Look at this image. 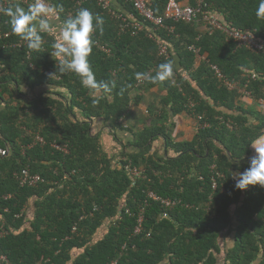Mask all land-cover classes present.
Wrapping results in <instances>:
<instances>
[{
	"label": "trees",
	"instance_id": "trees-1",
	"mask_svg": "<svg viewBox=\"0 0 264 264\" xmlns=\"http://www.w3.org/2000/svg\"><path fill=\"white\" fill-rule=\"evenodd\" d=\"M203 1L205 10H214L224 25L249 30L256 37L264 32V18L257 16L260 0ZM50 2L63 5L60 23L81 8L103 18V31L93 33L89 62L98 81L114 82L116 87L93 103L96 97L77 74L56 71L52 35L43 34L39 52L27 44L13 46L24 40L11 31L9 18L0 16V145L8 148L6 155H0V216L7 230L0 239V253L11 264L114 260L116 264H264V187L238 190L232 179V174L248 167L251 146L264 135V50L236 48L222 32L209 34L201 18L189 23L164 19L167 29L155 30L166 44L168 56H164L145 30L134 34L120 30L121 21L111 10L129 20L139 19L125 0H111L108 7L97 0ZM167 2L150 0L155 15H164ZM168 59L176 61L174 82L135 79L137 72L155 75ZM210 64L217 65L228 81L246 84L250 102L236 89L220 84ZM42 84L59 89L36 94ZM22 86L30 99L23 97ZM154 87L163 95L147 105L142 127L133 131L121 125L130 104L137 106L143 93ZM181 112L198 122L190 141L172 138V118ZM99 119L113 138L117 139V129L131 134V140L110 157L102 150L99 133L91 131L90 124ZM204 123L208 125L202 127ZM35 133L45 144L22 153ZM157 139L175 156L150 153ZM52 142L65 144L68 152L55 150ZM27 166L45 182L19 187L13 174ZM125 167L135 168L140 176L131 177ZM215 171L221 177L212 189ZM149 191L180 202L164 210L158 201L147 199ZM29 203L31 219L25 212ZM142 206L143 229L133 235ZM231 231L234 244L226 250L224 236Z\"/></svg>",
	"mask_w": 264,
	"mask_h": 264
},
{
	"label": "clouds",
	"instance_id": "clouds-1",
	"mask_svg": "<svg viewBox=\"0 0 264 264\" xmlns=\"http://www.w3.org/2000/svg\"><path fill=\"white\" fill-rule=\"evenodd\" d=\"M63 11L62 4L51 3L50 0H34L27 9L18 2H10L7 7L0 8V13L9 18L11 31L26 41L31 50L39 52L44 45L43 34L52 33L54 28H58L59 39L53 43L54 51L51 53L56 58V71L60 74H77L81 84L96 97L93 103H98L100 97L111 95L116 87L114 82L98 81L89 62L94 44L93 33L96 30L103 31L104 20L88 9L81 8L71 18L54 24V18L58 19ZM257 16L264 18V0L259 2ZM175 67V59H168L158 66L155 75L137 72L135 79L152 84L174 82ZM253 148L256 155L250 159L248 167L243 172L232 174L235 189L246 190L249 185L264 187V146Z\"/></svg>",
	"mask_w": 264,
	"mask_h": 264
},
{
	"label": "built area",
	"instance_id": "built-area-1",
	"mask_svg": "<svg viewBox=\"0 0 264 264\" xmlns=\"http://www.w3.org/2000/svg\"><path fill=\"white\" fill-rule=\"evenodd\" d=\"M103 7H108L109 2L108 0H97ZM131 3L133 9L139 16V19L129 20L125 16H121L116 14L115 11L111 12L112 16H117L121 21L120 30L130 29L131 32L134 34L139 31L145 30V35L153 39L157 44L158 53L160 55L168 56L166 44L158 37L155 36L156 29H167L163 25L164 19H170L172 21H182L185 23H189L191 21L197 20L199 18L202 19L204 22V29L209 33H213L215 31H220L224 34L225 41H232L235 44L236 48L245 47L246 49L250 50L251 52L258 53L264 50V32L261 36H254L253 33L249 30H241L238 28L228 27L224 25L217 17V13L214 10H205L207 5L204 3L203 0H193V5H180L176 0H168L166 7L164 9L163 16H157L154 13V10L151 7L150 0H125ZM10 0H0V8H5L9 5ZM3 13H0V16ZM71 13H68L67 16H70ZM170 31V29H168ZM9 33H4L3 36L7 37ZM26 41H18L13 44V46H24L26 45ZM103 51H107V49L101 47ZM197 55V51L193 47H189ZM201 59H205V55L200 56ZM210 70L213 72L214 76L218 80V82L224 85L228 90L236 89L239 93L245 96V99H249V93L246 91V84L240 86L235 82H230L224 76L220 68L215 64H210ZM254 77V74L251 76ZM143 80L138 81L141 83ZM193 103L189 101L188 107H192ZM200 119V116L199 118ZM207 123H204L202 127L207 126ZM228 125V124H227ZM229 126V125H228ZM43 145L45 144L44 138L39 134L35 133L33 135V141L30 144L22 147V153L25 148H30L33 145ZM52 148L57 151H60L63 154L68 152V148L65 144H60L57 142H52L50 144ZM8 153L7 147H2L0 145V155L4 156ZM213 168V167H211ZM126 171L129 175L133 178H137L140 176V173L135 168L125 167ZM73 173V172H72ZM221 177V174L218 172H214L211 176V187L212 189H216L218 179ZM13 178L17 182L19 187H36L37 185L44 183V178L39 173L32 172L29 167H24L20 171H17L13 174ZM9 197V195L5 196ZM147 199H151L154 201H158L160 205L166 209H170L175 206L180 201L175 199H163L160 196L156 195L154 192L149 191L146 194ZM147 201H144L146 205ZM95 209V208H94ZM5 211H7L5 209ZM125 213H128V210H125ZM16 217L20 216V214L15 215ZM144 221V207H140L137 214L135 225L133 227V235H138L142 232V226ZM6 220L1 215L0 216V239L7 234V230L5 229ZM76 232V226H73L71 229V233ZM124 248V246L122 247ZM0 264H11L8 258L3 254L0 253ZM110 264H116V260L112 261Z\"/></svg>",
	"mask_w": 264,
	"mask_h": 264
},
{
	"label": "crops",
	"instance_id": "crops-1",
	"mask_svg": "<svg viewBox=\"0 0 264 264\" xmlns=\"http://www.w3.org/2000/svg\"><path fill=\"white\" fill-rule=\"evenodd\" d=\"M10 1L18 2L20 3L22 7L26 9L34 2V0H10ZM110 1L111 0H108L109 5H110ZM111 12H114V11L111 10L110 14ZM53 22L54 24L60 23V21L56 18H54ZM49 34L54 37V42H56L59 39L58 28H54L52 33H49ZM57 89L59 88H56L54 85L42 84L38 86L36 90V94L42 93V92L43 94L54 93L56 92ZM21 90L24 93V96L22 95L24 98L26 96L29 97V99L31 98L30 97L31 95L30 93H28V89L25 86H22ZM159 95H163V92L159 91L156 87L150 89V91L148 92L143 93V99L138 103L137 106L130 104V108L127 114L124 116V118L121 119L120 124L121 125L125 124L124 126H127L128 128H132L133 131L138 128H141L142 122L140 119L143 117V115L147 113L146 111L147 105L149 103H152L154 98ZM246 101L250 102V100L248 99ZM172 121L174 122V125H175L173 133H172V138H174L176 141H190L193 138L197 125H198L197 119L195 117L190 116L186 112H181L179 115H175L172 118ZM90 126H91V131L93 133H99L102 150L105 153H107L109 157L110 155H113L114 153H116L118 150H121L122 144H125L127 141L131 140V134L127 131L120 130V129L116 130L117 139L113 138V136L108 133L109 129H107L106 125L100 119L93 121L90 124ZM253 146L255 147L264 146V135L252 144L250 156L248 160H246L248 161V163L250 159L254 155H256L255 149L253 148ZM151 152H156L159 155H163L166 152L168 156H175V153L173 152V150L170 147L165 146V144H163L162 140L160 139L154 140L152 142L150 153ZM31 210H32V204H28V206H26L25 208V212L27 213L26 218L28 219H31L30 217V214L32 212ZM234 236H235L234 231H231L225 234L224 246L226 250L233 246Z\"/></svg>",
	"mask_w": 264,
	"mask_h": 264
},
{
	"label": "rangeland",
	"instance_id": "rangeland-1",
	"mask_svg": "<svg viewBox=\"0 0 264 264\" xmlns=\"http://www.w3.org/2000/svg\"><path fill=\"white\" fill-rule=\"evenodd\" d=\"M119 121H121V120H119ZM108 129V128H107ZM30 204V203H29ZM27 206H28V204H27Z\"/></svg>",
	"mask_w": 264,
	"mask_h": 264
}]
</instances>
